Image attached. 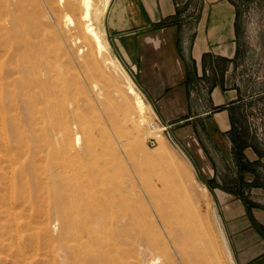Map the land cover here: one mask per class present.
Returning <instances> with one entry per match:
<instances>
[{
	"label": "bare ground",
	"instance_id": "1",
	"mask_svg": "<svg viewBox=\"0 0 264 264\" xmlns=\"http://www.w3.org/2000/svg\"><path fill=\"white\" fill-rule=\"evenodd\" d=\"M22 2L0 0V124L9 121L17 144L14 151L10 136L0 135V207L6 216L18 220L24 203L32 210L39 202H49L44 210L49 217L46 227L58 230L56 240L66 264H219L212 234L209 236L197 212L186 208L187 199L197 198L194 186L184 183L190 181L186 168L176 170L177 186L159 189L147 184L141 185V191H133L116 175L122 163L116 146L124 147L119 134L107 133L106 142L105 137L97 142L86 116L72 107L74 88L78 94L85 93L92 104L96 96L91 90L95 88L100 94L103 89L116 88L117 80L124 87L126 119L133 126H149L144 115L155 114L121 62L111 56L101 27L111 0H103L101 7L96 0H30L38 9L33 12L36 17L29 15L25 25ZM74 4L78 14L74 13ZM44 25L54 28L55 33L50 29L47 32L55 34L60 55L48 49L53 37L47 33L50 37L46 38ZM81 53L89 57L91 68L78 62L76 55ZM71 64L78 73H70ZM47 123L52 129L46 128ZM111 123L105 131L111 132ZM160 130L154 126L159 136ZM105 144L114 151L108 154ZM41 157L49 158L51 165L45 176L37 165ZM136 168L143 173L141 164ZM26 171L32 174L35 188L43 184L45 189L37 200L32 199L28 183L25 187L23 182ZM207 190L203 185L201 195L206 196ZM16 208L20 210L16 212ZM16 223L21 225L20 221ZM20 234L14 235L19 242L25 237ZM222 236L228 257L235 264L223 231Z\"/></svg>",
	"mask_w": 264,
	"mask_h": 264
},
{
	"label": "crops",
	"instance_id": "2",
	"mask_svg": "<svg viewBox=\"0 0 264 264\" xmlns=\"http://www.w3.org/2000/svg\"><path fill=\"white\" fill-rule=\"evenodd\" d=\"M190 1L180 6L179 0H112L105 23L148 104L162 124L181 126L175 136L214 182L220 170L203 141L210 135V141L224 142L231 156L237 150L236 115L248 108L236 76L245 1L195 0V7ZM192 139L197 146H188ZM215 149L221 152L220 146ZM213 191L235 263L264 264V210L249 211L246 202L217 184Z\"/></svg>",
	"mask_w": 264,
	"mask_h": 264
},
{
	"label": "rangeland",
	"instance_id": "3",
	"mask_svg": "<svg viewBox=\"0 0 264 264\" xmlns=\"http://www.w3.org/2000/svg\"><path fill=\"white\" fill-rule=\"evenodd\" d=\"M22 1L24 6V12L22 15L24 18V25H25V23L28 24L27 17H29V15L31 17L33 16L36 17L35 13L33 15V12H36L38 8L35 9V5L30 4L31 3L30 0L29 1L22 0ZM179 1H180L179 2L180 6L182 3L184 5L189 3V0H179ZM244 1H245L244 3L242 2L240 3V9L242 10V12H244L246 18L243 24L244 29L241 40L242 41L241 56L236 64L237 67L236 76L239 83L243 86V88H245L248 108L239 110L236 115L234 134L237 139L236 140L237 150L231 151V156L229 151L226 149V145L224 144V142L212 141V140L210 141L209 140L210 135L208 136V138H206V140L203 141V143L206 145L205 147L209 149V150L207 149L209 151L208 154L212 152L213 154L212 156L214 160H212V157L209 158L211 159L212 162L216 163V165L215 163H213L214 166L220 170L218 173L214 174L216 176L214 182H210L204 177V175L200 172L193 156L189 153L187 148L181 144L180 140L175 136L174 131L180 128L181 126L171 127L169 125L166 126L162 124V122L160 121V119L156 114V110L151 105L150 106L154 110L155 114L146 112L145 114L147 113L148 114L144 115L145 119L148 120V122L150 123L149 126L148 124H146L144 127L133 126L131 121H128L126 119V115L124 113L125 102H123L126 100L123 90L124 87L122 84L120 85V83H118L117 80L114 79L116 83L115 85L116 88L111 87L109 88V90L103 89L102 91H100V94L97 93L98 90H95V88L93 89L94 91L92 90L90 91L93 95L95 93L94 97L96 96L95 97L96 99L92 97V101H93L92 104L97 109L91 106L92 104H90L89 100H86L88 97L85 96L86 95L85 93L79 92L80 94H78V91L77 93L75 92V88L72 90L71 93V96L73 98L72 107H75L76 109H78V111L81 112V114L86 116L87 121L90 123L92 133L94 132L93 136H95L97 142H99L101 139L102 141H104L105 138H106L105 139L106 142L107 133L108 134L110 133L112 135L119 134V136L117 137L123 141L122 146L124 147H121L120 149L118 146H116L119 158L122 159V163L119 164L118 166L119 168L117 167L116 169V175H117V179L123 182L124 185L125 183L127 185L129 184V186L132 187L133 191H135L134 189H136V191H141V189L139 188L142 186L145 187L147 186V184L152 186L155 185L154 187L159 189H162L167 185L169 187L177 186L179 182L176 181L175 179L176 170H178V168L179 169L186 168L187 170L186 172H188V175L190 176V181L184 180L185 181L184 183L187 187H189L190 185L194 186L193 187L195 191L194 196L197 197L195 199H191V198L190 200L187 199L186 200L187 203L185 202L186 208H188V210L190 211L191 210L196 211L198 214L197 216H199L201 219L200 220L201 224L205 227L208 234L210 232L209 236L212 234L210 238L211 240H213L214 245H216L215 248L217 251L216 252L217 259L219 258L218 260H220L219 264H232L228 257V253L225 250L226 248L224 244V238L222 236V231L225 235L228 245H229L230 236L226 231L220 206L216 203L214 197L213 185L217 184L220 187L226 189L227 191L234 192L235 195H237V197H239L243 203L246 202L247 204L246 207L248 206L247 207L248 210L249 207H255L264 210V0H244ZM26 2L28 3V5L26 4ZM102 3L103 0H96V4L98 6L101 7ZM195 5H196L195 0H192V2L190 1V6L195 7ZM30 7L33 8L31 11L29 10L31 9ZM74 8H75L74 13L78 14L77 4H74ZM107 11L103 16L104 18L101 19V24H102L101 27H103V30L105 32V37L109 43L111 56L116 57L121 62L115 51L112 38L110 37L106 27L105 20H106ZM44 26H42L41 32L42 31L44 32L45 27H47ZM49 29H50L49 32L55 33L53 27L51 28L47 27L45 29L46 38L50 36H51L50 38H52L53 35L56 38L55 34L52 33L49 34V32H47ZM54 37L52 38L53 40L51 39L52 42L48 40L49 38L47 39L48 43L50 42L49 44L51 45L50 48H49L50 45H48V49L54 51V54L60 55L59 50L61 49L59 48L60 46L57 40L54 41L55 40ZM56 45L57 47H55ZM53 46L55 47L54 50L52 49ZM73 48L74 50H76L75 46H73ZM76 58L79 63H81L82 65L85 64L86 66L91 68V65L88 63L89 57H85L84 54L81 53V54H77ZM60 60L62 61V58H60ZM121 64L123 65L125 70L129 73V71L124 66V64L122 62ZM73 67H75V64L73 65L71 64L70 73L72 74V72L74 71L78 73L79 71L77 70V68L75 67L73 69ZM84 68L87 71L88 68L86 67ZM79 75L81 77V73H79ZM129 75L136 84V87L140 90V92L144 96L146 102L149 103L147 97L145 96L144 92L140 89L133 76L130 73ZM114 89H118V90H114ZM114 91L117 93H115ZM119 91L122 93V95L124 94L123 95L124 97L121 95ZM77 94L80 95L81 97L77 96ZM74 97L76 99H74ZM97 100L100 101L101 103L98 102ZM127 101L126 104L129 103V101L128 102ZM95 104L98 106H96ZM99 104L102 107H100ZM71 110L69 112V117L73 115V113H71ZM99 122L101 123V125L99 124ZM109 123H111L113 126L111 132L108 130L105 131V128L109 129L108 127ZM114 124L116 127L114 126ZM50 126L51 124L48 123L46 124V128L49 130L52 129ZM154 126H157L158 129H161L159 133L160 136L157 135L158 132H154ZM11 127L12 125H10L9 121L8 123L0 124V135L4 137L10 136L12 145L15 148L14 151H16L17 144L15 140H13L14 136L12 135ZM164 127H166V129ZM101 128H103V132ZM99 132L101 133V135H99ZM183 134L184 131L181 135ZM97 135H99V137H97ZM136 137L137 138L139 137L138 140H135ZM124 139L126 140L124 141ZM126 143L128 144L130 143V144L128 145ZM124 144H126L127 146H125ZM189 144L191 145L194 144L197 146V143L194 141V139L188 141V146ZM141 145H144L145 148L142 147ZM213 145H215V148L216 146H220L221 152L215 149ZM106 146H108V152L107 151L105 152H107L108 154L114 151L113 148H111L109 145L106 144L104 150L107 149ZM132 151L133 153H131ZM161 152L164 153V156L160 157ZM42 153H46V152H42ZM166 156L168 159L166 158ZM41 158H43V160L38 161L37 165L40 166L39 173L45 176L46 174H48V170H50L49 167L51 165L49 162V158H47L46 160L44 159V157ZM164 159H166L167 161L172 160L174 162L173 163H171L172 161L170 163L167 161L165 162ZM124 161L126 162L125 164L123 163ZM166 163L170 164L171 166L167 164L168 166H170L168 168ZM136 164L142 165L143 173L140 174V172H138L136 168ZM128 165L132 168H130ZM127 167H129L130 169L129 168L127 169ZM131 169H133V172ZM119 176L122 177L119 178ZM157 176L159 180L157 179ZM31 177L32 174L26 171V175L24 176L23 182L25 184V187L26 184L28 183L29 185L28 191L30 192L32 199L37 200L38 194L40 192L41 193L44 192L45 189L42 188L43 184L41 185V187L35 188L32 182L33 177L32 178ZM140 178H142L141 179V182H143L142 184L140 182ZM143 178H145L146 181ZM148 178H150V181ZM134 183L135 186H133ZM203 185L206 187V189H208L206 192V196L201 195ZM47 187L52 189L51 184H49ZM48 204L49 202L44 203L42 201V205H41V202H39L38 208L34 207L31 210L30 208L27 207V204L24 203L23 206L25 210H23V208H20L22 214L18 217V220L17 218L13 220V217L9 215L6 216V213H4L3 210L4 208L2 209L0 207V264H66L67 263L66 259L65 258L63 259V257H61L62 251L59 250L58 247V243H57L58 230L54 232L50 227H46L47 219L49 217L47 216V214H45L44 210H47ZM20 209L16 208V212ZM49 215L51 216V214ZM51 217L53 218L54 216L52 215ZM18 221L21 222V225L19 226L15 225L17 224L16 222ZM197 224H199V221ZM16 232H18L19 234L21 233L22 235L25 236L21 240L22 243L19 242V239L14 238ZM29 236H33V238L31 237L32 240L29 238ZM33 239H35L36 241ZM31 241H34V244H32L33 242L31 243Z\"/></svg>",
	"mask_w": 264,
	"mask_h": 264
},
{
	"label": "built area",
	"instance_id": "4",
	"mask_svg": "<svg viewBox=\"0 0 264 264\" xmlns=\"http://www.w3.org/2000/svg\"><path fill=\"white\" fill-rule=\"evenodd\" d=\"M164 125H166V124H164ZM166 126H168V125H166ZM165 129H166V127H164Z\"/></svg>",
	"mask_w": 264,
	"mask_h": 264
}]
</instances>
